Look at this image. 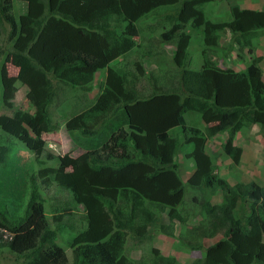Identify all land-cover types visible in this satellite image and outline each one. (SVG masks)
Listing matches in <instances>:
<instances>
[{"label": "trees", "instance_id": "trees-1", "mask_svg": "<svg viewBox=\"0 0 264 264\" xmlns=\"http://www.w3.org/2000/svg\"><path fill=\"white\" fill-rule=\"evenodd\" d=\"M16 1L26 5L19 20L13 0H0V35H6V43H14L0 46V103L11 112L0 115V128L12 121L30 133L31 150L41 167L36 176L32 171H25L23 178L9 176L18 179L24 191L29 183V194L21 217L0 211V252L7 250L20 264H179L152 246L157 234L174 238L179 225L185 228L178 237L180 245L203 252L191 264H264V186L253 181L229 184L216 173L223 168L206 151L209 139L226 132L222 150L231 167L239 166L244 158L234 144L236 133L257 126L264 138L262 58L252 57L239 72L217 63L232 46L242 53L253 52L254 36L264 29V9L233 3L229 21L211 22L201 7L215 0ZM165 7L169 8L161 9ZM160 10L164 12L158 14ZM152 15L163 17L161 40H175L171 59L180 69L178 87H157L158 78L144 73L141 62L135 63L138 73L133 79L125 73L131 68L127 61L110 66L131 52L142 60L145 30L136 24ZM190 29H201L203 34L199 70L185 68ZM225 33L231 41L220 47L219 35L221 39ZM7 64L18 70L13 79ZM103 69L105 87L93 105L65 123L67 132H78L90 143L88 150L75 158L69 171L62 164L42 167L43 157L54 159L44 150L42 135L59 130L49 116L56 97L51 77L71 89L87 91L95 73ZM139 77L145 78L144 86L136 85ZM13 80L26 87L33 114L14 108ZM149 81H154L156 90ZM188 112L199 114L203 129L186 124ZM173 128H180L185 143L192 145L185 158L195 168L186 184L200 196L193 200L203 219L190 228L181 208L185 185L174 161L180 143L169 133ZM7 154L8 147H0V163ZM36 179L69 196L62 201V212L52 215V225ZM7 186L1 183L0 193H7ZM219 191L222 200L213 203ZM4 201L8 206V200L0 197V205ZM72 206L83 209L81 229L75 221L63 220L72 215ZM61 233L69 234L63 242ZM206 240L213 242L206 246ZM127 246L142 249L143 254L131 258Z\"/></svg>", "mask_w": 264, "mask_h": 264}, {"label": "rangeland", "instance_id": "rangeland-1", "mask_svg": "<svg viewBox=\"0 0 264 264\" xmlns=\"http://www.w3.org/2000/svg\"><path fill=\"white\" fill-rule=\"evenodd\" d=\"M233 3L238 5L240 8L245 9H264V0H215L214 2L203 5L201 7V10L204 13L205 19L211 22L229 21L231 19L229 8ZM166 8L169 7L161 9ZM163 12L164 11L160 10L158 11V14H161ZM23 13H25V5L14 0V14L17 20H19V17ZM161 18L163 17H161L160 15H152V18H146L144 20L141 19L136 24L139 30H141V28L143 29V31L145 30V32H143L145 38L150 37L152 41H155V43L157 42L161 47L160 50L162 52V60H160L159 58L158 65L155 64L156 66L152 65L147 67V70H149L150 68L152 69V67L154 66L161 70V73H147L150 76H156L158 78V83H156L158 85H156L154 81H149L152 90H156L154 88L155 85L157 87H164L163 89L169 86H173V88L179 86L180 69L175 67L171 59L174 51L175 40L169 43H165L159 37V34L164 31V23H159ZM150 25L151 28H148ZM187 32L191 34L192 37L190 45L188 47V58L185 68L190 70H199L202 64L201 51L203 50V34L201 29H190ZM229 38L230 35L228 33L221 35V39L219 35L220 47L226 46V41H231ZM6 39L7 38L5 34L0 35V46L8 45L9 47H11L12 45H14V43H6ZM253 43L254 48L251 54L245 52L242 53V51L238 50L237 46H232L230 48L231 51L228 54H221V56L224 57V60L218 61V66H221L222 68H226L227 66L228 69H233L239 72L244 70L249 65L252 57H261L262 60L260 61L259 66L264 77V29L260 30L256 34V36H254ZM25 45L26 44L24 42L23 48L25 47ZM131 57H134L132 59V61L134 62L130 64L131 72L125 71V73H127V76H129L130 79H133V75L138 73L135 66V63L139 62L137 61V58H135L138 57L137 52H134V54H128L127 56L122 58L121 62H130L128 60ZM144 59L145 57H143L142 60L144 61ZM6 66L8 76L13 79L17 73V70L9 64H7ZM105 76V69L97 71V73H95L94 75L93 81L88 85L87 91H83L77 88L71 89L67 86L58 85L57 99L53 103L54 105L51 104L49 106V116L52 122H54V124L59 127V130L55 134H47L43 136L45 139L44 149L48 153H51L54 159L47 161L45 157H43L42 167H58L60 164H62L67 169V171H69L70 166L75 158L88 150V146H90V143L86 142L84 138H81L78 133L67 132L64 126V122L68 120L72 114L83 112L93 105L96 98L103 90L105 84L103 83L102 77L105 81ZM142 78L143 77H139L136 85L138 84L139 86H144L145 78ZM147 79L150 80L148 76ZM12 82L13 86L15 87L13 99L14 108H20L29 112L30 114H33V109L30 108V103L24 98V88L19 84V82L14 80ZM157 92L158 91H156L155 93ZM1 114H10V112L0 106V115ZM186 121L188 125H191L193 127H198L199 124H202L200 116L196 112L188 113ZM170 134L174 138L179 139V143L181 142L180 138L182 141L184 140V136L182 135L180 128H177L176 131ZM31 143L32 140L28 132L20 125H17L12 121L9 122L6 126L0 128V147H8V154L5 156V161L0 163V184L7 182V188L10 185L9 191L7 192V189H5L4 191L7 193H11L14 196L12 198L10 196H7V193H0V197L8 200V206H5L6 201H4L3 204L0 205V211L7 212V214L10 215L11 213L9 211L16 212V215L19 217L23 215L24 209L27 204V194H29V183L27 189L24 191L23 185L18 182L19 180H11L9 179V176L11 175V177H13L14 174H17L22 176L23 178V176L27 174V172L25 171H32L31 173L36 176L38 169L41 167L37 162H35V158L31 150ZM182 146L183 151H185L186 149H188L189 153L192 151L191 144H184ZM258 151L259 152L256 157L247 159L246 161L244 159L242 170L228 168L226 167V165H224V167H222L223 170L221 171V169H217L216 173L231 185L235 184L236 182L248 183L249 181H253L260 186H264V146L259 145ZM119 154H125V152L119 151ZM174 161L178 165V173L185 185V193L181 208L183 212L188 216L187 227L190 228L199 224L203 219V216L198 208V203H195V201L193 200V197H195V195L199 198L200 196L198 194H195L196 189L194 190L187 186V182L185 180V176L189 175L190 173L188 172L190 171H185L186 167L184 164L192 162V160H188L187 158H183L182 160V158L179 157V151L177 149ZM239 174H241V176ZM24 180L28 181V177H26ZM36 181L39 184V191L46 199L45 210L49 222L52 225V215L54 213L62 212V201L69 200V196L65 191H62L61 189L56 191L50 190V188H53L55 186L47 189L45 186L40 184V181L38 179H36ZM59 198L60 204L58 203ZM221 200L222 194L219 191V193L213 196L212 202L220 203ZM71 210L73 211L72 215L68 218L65 217L63 220L65 222L75 221L78 225V229H81L79 227V223L82 220L83 215L82 207L72 206ZM164 221L166 222V218L164 219ZM176 228V235L174 238L167 237L162 234L156 235L153 237L152 246L159 248L163 254L174 256L179 264H191L195 259L201 257L203 252H193L181 246L178 241V237L180 235V232L184 234L185 228L180 227L179 225H177ZM68 235L69 234L64 233L60 234L62 242L63 240L67 239ZM220 237L221 236H218V239ZM211 242H213V240H206L205 245L207 246ZM126 249L129 252L131 258H139L143 254L142 249L140 251L134 250L130 246H127ZM66 252L68 257L70 258L71 251L68 249ZM0 264H20V262L17 263V259L13 254L8 252L7 250H3L2 252H0Z\"/></svg>", "mask_w": 264, "mask_h": 264}, {"label": "crops", "instance_id": "crops-1", "mask_svg": "<svg viewBox=\"0 0 264 264\" xmlns=\"http://www.w3.org/2000/svg\"><path fill=\"white\" fill-rule=\"evenodd\" d=\"M137 43H139V41L137 40ZM157 43V42H156ZM155 41H152L150 39V37H146L145 40H143V42L141 43L142 45L145 46V49L143 50V53H145V59L143 60H139V56L135 57L137 58V61L141 62L143 64V68H144V73H161L160 69H158L157 67H155V64H159V58L160 60H162V52L160 50V45L157 43L156 44ZM134 53V52H131ZM129 53V54H131ZM128 55V54H127ZM126 55V56H127ZM138 55V54H137ZM122 58L124 57H120L117 60L113 61L110 66H113V64H118L121 62ZM134 57H131L128 61L129 67L130 64L133 63L134 61H132ZM143 59V58H142ZM132 61V62H131ZM155 65L154 67H152V69L150 68L149 70H147V67ZM227 67V66H226ZM131 69V68H129ZM129 72H131V70H129ZM97 73V72H96ZM102 80L103 77H102ZM188 117V114L185 117V122L188 125L186 118ZM202 122V121H201ZM191 126V125H188ZM202 127L200 129H203L204 125L199 124L198 128ZM177 129H173L172 131H176ZM227 138V134L226 133H220L217 136L211 138L208 140L207 145H206V151L209 154V156L211 157V159L214 161L213 163H216L217 167H224V164L226 165V167L232 168V169H240L242 170L243 167V163H244V159L245 161L247 159H251L254 158L258 155V146L262 145L264 146V138L259 134V129L257 126H253L252 128L248 129V128H243L241 129L239 132L236 133L235 137H234V144L237 147H240L242 149V155L243 161H241V164L237 167V166H233L231 167V162L228 159V157L224 154L223 150H222V146L225 144ZM183 146L180 147L179 149V156L180 158H185V155L188 152V149H186L185 151L182 150ZM209 149V150H208ZM186 169L185 171H190L188 173H190L189 175L185 176V180H187L189 178V176L192 174L193 170H194V163L189 162L187 164H184ZM222 171V170H221ZM234 173V172H233ZM241 176V174H239ZM244 183V182H243Z\"/></svg>", "mask_w": 264, "mask_h": 264}, {"label": "clouds", "instance_id": "clouds-1", "mask_svg": "<svg viewBox=\"0 0 264 264\" xmlns=\"http://www.w3.org/2000/svg\"><path fill=\"white\" fill-rule=\"evenodd\" d=\"M16 1V0H15ZM24 4V3H23ZM13 5H14V0H13ZM25 5V4H24ZM25 9H26V5H25ZM13 13H14V9H13ZM15 15V14H14ZM10 65V64H9ZM12 66V65H11ZM13 67V66H12ZM15 68V67H14ZM220 68H222L221 66H220ZM226 68H228V67H226ZM226 68H224V69H226ZM16 70H17V68H15ZM18 71V70H17ZM235 71V70H234ZM237 72V71H236ZM16 75H17V73H16ZM16 75H15V77H16ZM147 75H149V74H147ZM51 81L53 82V84L55 85V87H56V97H55V99L53 100V102H52V104L55 102V100L57 99V90H58V85H61L59 82H57V80H55L53 77H51ZM18 82V81H17ZM103 83H104V80H103ZM20 84V83H19ZM21 85V84H20ZM22 86V85H21ZM62 86H64V85H62ZM23 88H24V98L26 99V97H25V92H26V87H24V86H22ZM68 87V86H67ZM104 87H105V85H104ZM104 87H103V89H104ZM69 88H71V87H69ZM102 92V91H101ZM100 92V93H101ZM13 99H14V97H13ZM27 100V99H26ZM14 101V100H13ZM13 101H12V104H13ZM28 101V100H27ZM1 104L2 103H0V106H1ZM54 105V104H53ZM52 105V106H53ZM3 107V106H2ZM20 109V108H19ZM22 110V109H21ZM23 111H25V110H23ZM10 112V111H9ZM27 112V111H26ZM188 113H192V112H188ZM188 113H186V114H188ZM195 113V112H194ZM76 114H79V112H77V113H75V114H72L70 117H72V116H74V115H76ZM185 114V115H186ZM6 115H9V116H11V112H10V114H6ZM185 115H184V120H185ZM69 120V119H68ZM52 121V120H51ZM67 121V120H66ZM66 121L64 122V126H65V123H66ZM53 124H54V122H52ZM55 126H57L56 124H54ZM191 127H193V126H191ZM23 128V127H22ZM173 129H177V128H173ZM172 129V130H173ZM172 130H170V132L169 133H172L173 131ZM55 133H57V131L55 132ZM55 133H45V134H43L42 135V139L43 140H45L44 139V135H47V134H55ZM71 133H78V132H71ZM224 133H226V132H224ZM29 135H30V138H31V140H32V136H31V134L29 133ZM180 145L178 146V151H179V149H180V147L182 146V145H184V144H186L185 143V139L182 141L181 140V138H180ZM45 142V141H44ZM32 144V143H31ZM45 146V145H44ZM45 150V149H44ZM46 151V150H45ZM177 152V151H176ZM51 154V153H50ZM52 155V154H51ZM34 156V155H33ZM180 157V156H179ZM182 160H183V158H182ZM157 235H160V234H157ZM156 236V235H155ZM165 236V235H164ZM167 237H169V236H167Z\"/></svg>", "mask_w": 264, "mask_h": 264}]
</instances>
